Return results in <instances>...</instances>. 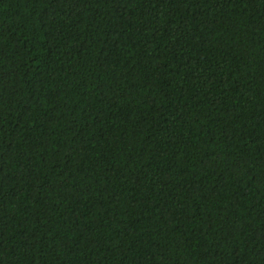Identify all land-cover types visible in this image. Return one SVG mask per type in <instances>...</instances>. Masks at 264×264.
I'll return each mask as SVG.
<instances>
[{"label":"trees","instance_id":"trees-1","mask_svg":"<svg viewBox=\"0 0 264 264\" xmlns=\"http://www.w3.org/2000/svg\"><path fill=\"white\" fill-rule=\"evenodd\" d=\"M0 264H264V0H0Z\"/></svg>","mask_w":264,"mask_h":264}]
</instances>
